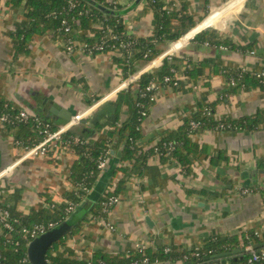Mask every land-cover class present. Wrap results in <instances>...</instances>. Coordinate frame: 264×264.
<instances>
[{
	"label": "crops",
	"instance_id": "0c3cea01",
	"mask_svg": "<svg viewBox=\"0 0 264 264\" xmlns=\"http://www.w3.org/2000/svg\"><path fill=\"white\" fill-rule=\"evenodd\" d=\"M164 1L170 3L169 8L178 10H184L182 3L185 2L198 21L187 38L214 27L221 38L228 37L238 45L254 46L248 53L240 54L229 52L226 45L216 51L209 44L201 45L191 38L185 44L163 43L160 47L164 53L133 74L135 82L129 85L137 87L142 74L160 68L163 59L170 55L179 58L182 70L200 61L235 69L264 70V0ZM118 3L123 5L119 10L125 12L128 34L149 36L152 33L154 14L151 10L145 11L146 0L139 3L118 0ZM27 23L20 9L0 0L1 92L16 106L29 111L32 104L48 99V103L52 101L57 108L71 112L72 118L81 116L77 130L84 127V121L90 126L100 105L127 88L123 84L129 77L121 80L120 70L113 61L117 52L95 54L84 50L82 34L89 35V31L75 34L77 47L73 51H67L46 32L33 38L29 53L15 59L10 34L21 31ZM180 78L179 89L170 85L158 89L150 114L142 124L144 136L140 141L144 148L154 145L166 131L178 128L184 117L195 111L197 102H212L220 97L218 119L238 118L264 109L263 89L224 96L227 83L221 74L211 73L210 69L196 81L187 80L182 74ZM52 122L64 125L69 120L57 115ZM86 133L94 139L104 136L103 133ZM193 138L207 145L209 152L197 158L192 173L183 171L174 160L161 163L159 156L152 157L143 175L127 183L125 192L119 196L120 202L110 212L107 225L93 216L56 253L88 261L98 251L116 256L134 251L140 244L150 245L154 240L193 248L201 245L202 238L214 234H240L249 229L264 231V124L255 131H205L194 134ZM110 147L108 167L92 190L100 195L120 159L115 143ZM220 151H224L229 160L213 165L211 156ZM76 158L70 146L56 148L54 153L46 155L21 149L0 120V186L11 192L23 189L22 211L48 206L44 193L55 203L64 202L71 186L70 167ZM122 176L119 172L107 190H113ZM245 188L253 193H243ZM88 196L91 202L99 199L92 201ZM81 205L86 213L80 221L93 207L81 203L75 211ZM147 216L152 219L153 227L148 224Z\"/></svg>",
	"mask_w": 264,
	"mask_h": 264
},
{
	"label": "trees",
	"instance_id": "16d2710c",
	"mask_svg": "<svg viewBox=\"0 0 264 264\" xmlns=\"http://www.w3.org/2000/svg\"><path fill=\"white\" fill-rule=\"evenodd\" d=\"M12 8L20 9L28 19V23L21 31H12L14 40L13 49L15 59L29 53V44L37 35L49 32L57 41L66 48L70 44L68 39L74 41L73 51L77 46L76 33L89 31V35L82 34L84 48L89 53H107L117 51L113 55V61L120 70L121 80L127 79L137 73L143 66L155 60L164 53L161 44L179 40L189 30L194 28L198 21L189 12L186 3L183 2L184 10L169 8L164 0H146L145 11L151 10L154 14V26L149 36L128 34L123 14H107L87 0H4ZM76 1L77 6L70 8V2ZM109 8L119 10L121 4L114 5L107 0H96ZM118 2V0H117ZM203 17L200 18V21ZM67 21L71 27L70 35L65 31ZM78 21V23H77ZM198 41L201 45L209 44L216 51H221L225 45L229 52L245 54L253 48V44L238 45L228 37L221 38L218 30L209 27L197 33L191 41ZM104 44L102 49L98 48ZM190 62V61H189ZM221 74L227 83V89L223 95L249 91L255 88L264 90V70L258 72L247 68H231L228 66L200 61L188 64L183 70L179 58L166 56L163 63L154 72H146L141 75L137 87L130 85L117 92L114 99L100 105L94 114L90 126H86L75 132L66 130L62 140L57 144H51L49 153H54L56 148L70 146L77 158L70 167L68 179L71 183L66 192V200L55 203L44 193L48 206L41 209L22 211L20 204L23 197V189L17 188L9 191L0 186V211L7 209L9 217L7 221L12 229L2 226L0 233V249L2 250L6 264H31L27 254L30 236L23 229L33 228L37 224L56 222L57 226L71 214L68 209L71 205L78 206L85 203L91 208L90 212L82 221L74 225L71 231L62 236L49 248L46 258L51 264H144L159 262H176L177 264H257L249 262V252L246 246L252 244L256 249L264 247V231L249 229L240 234H214L201 239V245L186 248L183 245H168L159 240H154L142 250L120 253L113 256L109 253L98 251L88 261L71 256L56 253L60 246L65 245L67 239L78 233L84 223L91 216L105 217L113 210L114 204L109 202L112 196H120L125 192L127 183L135 177H141L148 162L154 156H159L161 163L169 159L179 164L183 171L192 173L194 162L203 153H208L207 145L197 143L193 135L205 131H255L264 124V109L254 114L238 118H216L218 97L212 102H197L193 113L186 115L183 122L174 130H168L154 144L144 148L140 141L143 121L149 116L150 109L155 102L157 89L147 87L157 82L160 86L170 85L175 89L181 86V74L190 81L200 79L206 71ZM166 77L172 78L165 81ZM19 107L9 100L0 89V119L7 115L4 122L8 133L14 137L21 149L27 150L44 140L45 125L49 124V131L60 129L62 124L49 122L41 116L33 113L28 120L18 118ZM146 112V115L143 113ZM39 118L42 123L36 120ZM195 119L199 125L192 127L191 120ZM87 129V131H85ZM86 132L103 133L98 139L89 138ZM79 135V136H78ZM115 143L120 159L113 169L112 178L107 186L101 189V195L96 202L87 200L89 192L96 188V184L108 167L111 157V144ZM107 158V166L103 169L98 167V161ZM229 157L224 151L211 156V163L219 165L228 161ZM122 172L123 176L118 180L115 188H107L112 184L113 178ZM206 193V191H201ZM107 203V204H106ZM257 245V246H256ZM214 255H217L214 257ZM147 259V261H145Z\"/></svg>",
	"mask_w": 264,
	"mask_h": 264
},
{
	"label": "built area",
	"instance_id": "2783aa9c",
	"mask_svg": "<svg viewBox=\"0 0 264 264\" xmlns=\"http://www.w3.org/2000/svg\"><path fill=\"white\" fill-rule=\"evenodd\" d=\"M108 3L110 4H113L114 7L113 8H116L118 2L117 0H107ZM75 6H77V2L76 1H71L70 2V8H74ZM65 23V31L68 35H70V30H71V27L69 25V23L67 21H64ZM78 23V21H77ZM194 28H192L191 30H189L185 35H187L190 31H192ZM201 32V31H200ZM199 33V32H197ZM196 33V34H197ZM195 34V35H196ZM185 35H183L182 37H184ZM194 36L191 37V39H193ZM181 37V38H182ZM180 38V39H181ZM179 39V40H180ZM190 39V40H191ZM189 40V41H190ZM69 41V45H68V49L71 51V49L73 48L74 46V41L72 39H68ZM178 41V40H177ZM188 41V42H189ZM176 42V41H175ZM174 42V43H175ZM173 43V44H174ZM172 44V45H173ZM83 47L84 48H87V44H83ZM104 47V44H100L98 46V48L102 49ZM112 52H117V51H112ZM262 72V71H261ZM172 78L170 77H166L165 78V81H171ZM135 82V75H132L130 76L128 79H127V82H125L123 84L124 87H128L129 84L131 83H134ZM130 86V85H129ZM149 90L150 89H159L161 88V86L157 83V82H153L151 83L148 87H147ZM156 98V96H155ZM20 111L18 112V115L17 117L18 118H21L23 120H28L30 116H32L33 114L29 111V110H26V109H22V108H19ZM144 115H146V112L143 113ZM8 119V116L7 115H3L1 117V121L4 122ZM36 120L39 122V124L42 123V120H40L39 118H36ZM81 120V116L80 115H76L75 117H73L69 122H67L66 124H64L63 126L60 127V129L56 130V131H49V127L50 125L49 124H46L45 125V129H44V133L46 134L45 138L43 141H41L40 143H38L37 145L33 146V147H30L27 149V151H30V152H34L36 154H41V155H46L48 154V150H49V147L51 144H57V142L61 141L62 140V135L63 133L68 130L69 128H71L73 125L79 123ZM191 124H192V127L194 129H196L199 125V123L195 120V119H192L191 120ZM107 166V158H103V159H100L98 161V167L103 169ZM1 175V174H0ZM87 191L89 193H91L92 191L90 189H87ZM250 189L249 188H245L243 189V193H247L249 192ZM121 200L120 197L118 196H112L110 199H109V202L111 204H115V203H118L119 201ZM107 204V203H106ZM77 206L75 205H71L68 209V212L71 214L75 209H76ZM7 217H9V211L7 209H4V210H1L0 211V226H4L6 228H10L12 229V225L7 221ZM110 226V225H109ZM55 227H57V223L56 222H49L48 224H37L35 225L33 228H29V227H26L23 229V231L28 234L30 236V241L33 240L34 238L40 236L41 234H44L45 232L49 231V230H52L54 229ZM111 228H113V226H111ZM146 246L145 245H139L138 248L139 249H144ZM246 250L249 252V262L251 263H257V264H264V247H262L261 249H256L252 244L246 246ZM216 255H214L215 257ZM27 260H29L27 258ZM145 261H147V259H145ZM167 262H171V261H167ZM174 264H177L176 262H173ZM0 264H6L5 263V259H4V256H3V253H2V250L0 249ZM136 264V263H134Z\"/></svg>",
	"mask_w": 264,
	"mask_h": 264
},
{
	"label": "water",
	"instance_id": "95a60500",
	"mask_svg": "<svg viewBox=\"0 0 264 264\" xmlns=\"http://www.w3.org/2000/svg\"><path fill=\"white\" fill-rule=\"evenodd\" d=\"M87 1L93 4L94 6H97L99 9H101L107 14L116 15V14L125 13L124 11L115 10L103 4H100L96 0H87ZM140 1L141 0H136V3H139ZM31 109L34 113H37L38 116L40 115L42 119H47V121L49 122H51L52 118L56 117L57 115L69 121L72 118L71 112H69L66 109L57 108L55 105H53L52 101L48 103V99H44L43 101L37 104H32ZM78 126L80 125L75 124L70 128V130L79 132V130H77ZM254 172H256V170H254ZM99 197H100V192H98L97 190L93 191L88 196V198L92 201H96ZM85 213H86V209L81 205L79 208H77V210L74 213L70 215V217H68L63 222H61L57 227L31 240L27 248L29 262L31 264H51L49 260L46 258V254L49 248L53 245L54 242L59 240L62 236L68 234L71 231L72 227L82 219ZM146 220L148 224L151 227H153L154 223L149 216H147ZM222 264H226V262L223 261Z\"/></svg>",
	"mask_w": 264,
	"mask_h": 264
},
{
	"label": "rangeland",
	"instance_id": "374dc122",
	"mask_svg": "<svg viewBox=\"0 0 264 264\" xmlns=\"http://www.w3.org/2000/svg\"><path fill=\"white\" fill-rule=\"evenodd\" d=\"M195 27H196V26H195ZM176 52H177V51H176ZM26 110H27V109H26ZM242 188H243V187H241V189H242ZM251 193H253V192H252V191H249V192H247L246 194H251ZM220 194H221V193H220ZM220 194H219V195H220ZM235 194H236V192H235ZM120 198H121V197H120ZM119 202H120V201H119ZM119 202H118V203H119ZM118 203H115V204H114V208H115V206H116ZM114 208H113V209H114ZM200 209H201V208H200ZM227 209H228V208H227ZM229 211L232 213V210H231L230 208H229ZM74 212H75V210H74L72 213H74ZM72 213H71V214H72ZM109 215H110V213L108 214L107 217H105V216H103V215H100V216H98V217L101 218V219L103 220V222L107 225V222L109 221ZM69 217H70V216H69ZM92 217H93V216L90 217V220L93 219ZM108 227H110V226H108ZM140 245H143V244H140ZM145 246H146V245H145ZM147 246H148V245H147ZM135 250H141V249H139V248L136 246ZM161 263H162V262H161ZM172 263H173V262H172ZM144 264H156V263H144ZM173 264H174V263H173Z\"/></svg>",
	"mask_w": 264,
	"mask_h": 264
},
{
	"label": "bare ground",
	"instance_id": "6f19581e",
	"mask_svg": "<svg viewBox=\"0 0 264 264\" xmlns=\"http://www.w3.org/2000/svg\"><path fill=\"white\" fill-rule=\"evenodd\" d=\"M190 38H191V37H188V38H187V35H185L184 37H182L180 40H178V41L175 42V43L185 44V43H187V42L189 41ZM173 45H174V44H173ZM173 45H172V47H173L174 49H176V46H173ZM175 45H176V44H175ZM172 47H171V50H170V51L173 50Z\"/></svg>",
	"mask_w": 264,
	"mask_h": 264
}]
</instances>
